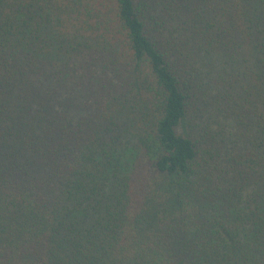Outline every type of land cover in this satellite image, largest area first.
<instances>
[{"label":"trees","instance_id":"16d2710c","mask_svg":"<svg viewBox=\"0 0 264 264\" xmlns=\"http://www.w3.org/2000/svg\"><path fill=\"white\" fill-rule=\"evenodd\" d=\"M0 264H264V0H0Z\"/></svg>","mask_w":264,"mask_h":264}]
</instances>
